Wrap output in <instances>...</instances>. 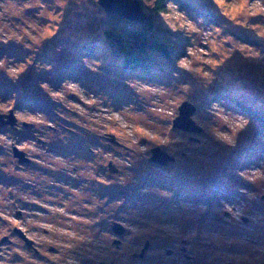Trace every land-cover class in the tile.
<instances>
[{"label":"rangeland","instance_id":"1","mask_svg":"<svg viewBox=\"0 0 264 264\" xmlns=\"http://www.w3.org/2000/svg\"><path fill=\"white\" fill-rule=\"evenodd\" d=\"M142 1L168 48L148 69L113 53L106 31L129 24L98 0H0V113L27 124L0 125V197L16 181L59 195L77 253L119 238L134 264L159 234L183 264H264V0ZM185 102L200 131L174 127Z\"/></svg>","mask_w":264,"mask_h":264},{"label":"flooded vegetation","instance_id":"2","mask_svg":"<svg viewBox=\"0 0 264 264\" xmlns=\"http://www.w3.org/2000/svg\"><path fill=\"white\" fill-rule=\"evenodd\" d=\"M17 110L16 107L10 108L6 112L3 111V120L7 122L0 123V125L10 127L15 132L20 129L22 124L27 125L20 119ZM12 118L15 120L13 123ZM11 146L15 159L22 164L30 163L31 159L27 152L24 155L25 160L21 161L15 153V147L20 150L22 148L13 142ZM56 178L58 186L55 184L53 189L58 190L60 184L66 188L68 184L64 182L66 178ZM4 186L6 194L4 193L0 197V213L8 219H4L6 224L0 225V264H130L122 256H112V251L122 253L119 238L110 243L103 242L105 245L109 244L107 246L109 250L106 251L107 257L91 255L94 250L90 253L88 251L77 253V243L73 239L70 240L67 233L71 227L70 224L66 225L65 221L67 222L69 219L63 217L64 214H60L54 208L56 201L54 197H57L59 201V195L50 194L49 191H44L45 189L41 187L33 186L29 189V186L22 182L19 183V181L13 184L7 182L4 183ZM46 190H48L47 187ZM12 218L16 222L13 223ZM115 222L117 221H113L112 227L114 232ZM122 226L124 231L120 234L115 232V234H124L125 226ZM163 240L170 242V239H166L162 235H150L139 246L140 249L133 252L134 264H183V261L175 257L172 258L174 249L165 247ZM96 252L99 253V251ZM185 255L189 256L188 253Z\"/></svg>","mask_w":264,"mask_h":264},{"label":"trees","instance_id":"3","mask_svg":"<svg viewBox=\"0 0 264 264\" xmlns=\"http://www.w3.org/2000/svg\"><path fill=\"white\" fill-rule=\"evenodd\" d=\"M140 1L143 4V1ZM170 1L171 0H147L149 3L147 8L151 13L166 14L168 13ZM111 15L129 24L126 39L123 38V35L119 32H113L112 30L106 31L113 53L122 57V65L125 68L148 69L151 66V52H164L168 54L167 46L156 37L153 31L154 22L150 13L147 20L143 23H137L116 14Z\"/></svg>","mask_w":264,"mask_h":264},{"label":"water","instance_id":"4","mask_svg":"<svg viewBox=\"0 0 264 264\" xmlns=\"http://www.w3.org/2000/svg\"><path fill=\"white\" fill-rule=\"evenodd\" d=\"M99 3L105 8V10L111 14H116L122 18L137 22L143 23L147 20L148 14L145 12L144 7L140 0H98ZM195 106L190 104L189 102L183 103L180 108V114L174 120V127H179L185 130H201V128L197 126H193V121L191 119L192 113L195 111ZM4 114L0 113V123L5 124L7 121L3 120ZM12 123L15 121L12 118ZM111 141L116 140L115 136L110 138ZM15 153L20 157L21 161L25 160V152L23 150L17 149L15 147ZM153 160L159 163H167L169 160H174V157L168 155L167 152L154 149ZM110 171L116 170L112 163L109 164ZM114 230L117 234H120L124 231V227L121 223H114Z\"/></svg>","mask_w":264,"mask_h":264},{"label":"clouds","instance_id":"5","mask_svg":"<svg viewBox=\"0 0 264 264\" xmlns=\"http://www.w3.org/2000/svg\"><path fill=\"white\" fill-rule=\"evenodd\" d=\"M243 126V124H241V127Z\"/></svg>","mask_w":264,"mask_h":264}]
</instances>
